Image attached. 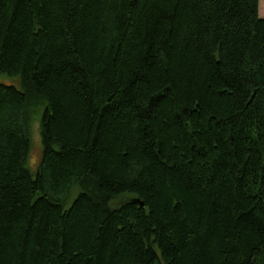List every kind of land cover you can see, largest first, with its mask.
<instances>
[{
	"label": "trees",
	"instance_id": "16d2710c",
	"mask_svg": "<svg viewBox=\"0 0 264 264\" xmlns=\"http://www.w3.org/2000/svg\"><path fill=\"white\" fill-rule=\"evenodd\" d=\"M0 264H264L259 0H0Z\"/></svg>",
	"mask_w": 264,
	"mask_h": 264
},
{
	"label": "rangeland",
	"instance_id": "374dc122",
	"mask_svg": "<svg viewBox=\"0 0 264 264\" xmlns=\"http://www.w3.org/2000/svg\"><path fill=\"white\" fill-rule=\"evenodd\" d=\"M259 15L261 18L264 19V0H259ZM1 80L5 83H10V84L16 83L5 75L1 77ZM42 113H43V109H42ZM40 128H41L40 118L36 116L32 119L30 125L32 146L28 154V160H27L28 166L32 170H35L38 167L42 156ZM129 199H131L129 196H122L116 198L115 200L112 201L111 206L118 207L119 205L128 201Z\"/></svg>",
	"mask_w": 264,
	"mask_h": 264
},
{
	"label": "water",
	"instance_id": "95a60500",
	"mask_svg": "<svg viewBox=\"0 0 264 264\" xmlns=\"http://www.w3.org/2000/svg\"><path fill=\"white\" fill-rule=\"evenodd\" d=\"M136 204H140V206H144L143 203H140L139 201H135Z\"/></svg>",
	"mask_w": 264,
	"mask_h": 264
}]
</instances>
